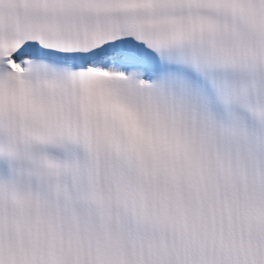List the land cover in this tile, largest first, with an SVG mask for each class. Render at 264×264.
Here are the masks:
<instances>
[{"label": "snow or ice", "instance_id": "obj_1", "mask_svg": "<svg viewBox=\"0 0 264 264\" xmlns=\"http://www.w3.org/2000/svg\"><path fill=\"white\" fill-rule=\"evenodd\" d=\"M0 264H264V0H0Z\"/></svg>", "mask_w": 264, "mask_h": 264}]
</instances>
